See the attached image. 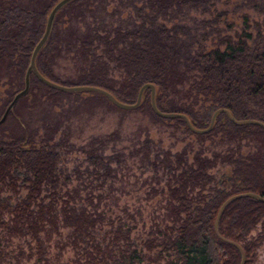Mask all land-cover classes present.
Listing matches in <instances>:
<instances>
[{"label": "trees", "instance_id": "1", "mask_svg": "<svg viewBox=\"0 0 264 264\" xmlns=\"http://www.w3.org/2000/svg\"><path fill=\"white\" fill-rule=\"evenodd\" d=\"M57 1L0 0V86L8 77L24 86L32 52L44 34L48 14ZM143 1L140 9L146 14L147 23L132 30L117 27L110 32L104 29L105 35L91 28L83 31L72 24L73 20L84 17L83 8L92 11L95 0H74L65 6L57 14L52 34L37 58L40 73L64 86L90 85L105 89L124 103H135L141 87L152 83L157 88L156 105L161 112L185 114L193 126L201 130L209 128L211 120L210 115L206 119L199 116L198 106L205 108L211 116L218 109H227L238 120L264 123V30L261 24L253 23L245 16V27L241 31L234 35L217 33L210 47L207 46L209 33L173 32L154 20V17L166 14L176 6L184 7L192 0ZM250 5L257 7L258 4L251 0ZM62 16L67 17L63 27L60 26ZM100 45L103 46L101 54L98 52ZM73 51L79 66L77 75L62 80L56 65L63 53ZM112 65L122 72L120 81L111 77ZM36 90L48 99L85 97L90 103L118 109L101 94L61 92L32 75L27 96ZM27 96L19 100L13 111ZM135 110L149 116L156 124H176L190 130L181 118L157 115L152 108L150 90L145 91L141 105ZM12 112L9 117L14 115ZM55 131L48 128L47 141L42 145L23 135L0 139V185L17 193L19 178L16 173L24 171L28 176L26 199L16 206L0 202V226L10 237L30 236L37 241L40 252H43L42 233L50 238L63 227L72 229L78 238L90 235L91 230L106 220L98 211L105 199L103 195L97 196V204L92 196L87 198L93 211L76 205L78 191L68 192L67 199L61 198V203L57 193L48 203L38 202L44 187L57 185L60 181L59 155L50 144ZM219 134L229 141L248 138L257 149L247 156L218 155L213 160L199 157L196 168L182 175L185 181L182 187L171 190L173 201L169 219L172 226L163 242L165 251L176 255L171 264H240L242 261L237 247L218 238L215 223L222 205L230 197L249 192L264 197V127L236 125L221 114L210 132L198 135L205 138ZM219 159L233 166L226 183L227 190H217L211 197L203 196L192 202L190 191L204 190L210 177L207 171L215 167ZM106 171L110 175V168ZM5 213L10 215L8 222L2 221ZM263 221L264 202L255 198L233 201L219 220L220 235L242 246L246 264H252L256 250L264 241V236H259L248 242V236ZM120 237L128 239L118 229L114 236L116 244ZM94 249L103 254L100 247ZM105 264L111 263L106 261Z\"/></svg>", "mask_w": 264, "mask_h": 264}, {"label": "rangeland", "instance_id": "2", "mask_svg": "<svg viewBox=\"0 0 264 264\" xmlns=\"http://www.w3.org/2000/svg\"><path fill=\"white\" fill-rule=\"evenodd\" d=\"M102 2V4H101ZM192 0L184 7L169 10L154 20L171 31L191 34L209 33L207 46H212L217 33L236 34L245 27V16L259 22L264 30V0ZM143 0H95L92 11L72 24L85 31L98 30L102 35L117 27L138 29L146 14L140 9ZM141 12V13H140ZM72 16V14H71ZM68 17V15H67ZM60 17L61 27L67 20ZM104 29L106 31H104ZM102 45L98 50L102 53ZM79 66L75 52L63 53L56 65L62 80L76 77ZM111 77L122 79V72L112 65ZM20 81L8 77L0 86V117L15 93L23 89ZM183 102H186L185 100ZM20 105V104H19ZM201 118L211 120V113L197 107ZM12 117L2 124L0 139L23 135L42 145L47 141L48 128L55 131L50 141L59 155L57 185L43 188L38 202L48 203L57 193L67 199V193L79 192L76 205L93 211L88 197L98 203L105 199L98 211L105 222L91 230L90 235L76 237L72 229L63 228L49 238L40 235L43 252L30 236L10 237L0 226V264H105L114 260L120 264H171L174 252H166L163 242L170 233V203L173 188H181L182 175L196 168L197 158L215 159L216 156H247L257 149L250 139L229 141L224 135L201 138L188 128L176 124H156L149 116L136 110L113 109L88 102L87 98L48 99L36 90L27 96ZM110 168V175L106 169ZM107 172V173H106ZM233 166L222 162L207 171L206 187L190 191L192 202L211 197L217 190H227V180ZM107 174V175H106ZM18 176V192L0 185V202L11 206L26 199L28 176ZM3 222L10 215L5 213ZM121 229L128 239L114 242L115 232ZM264 236V221L248 236V242ZM76 242V243H75ZM102 249L98 253L94 247ZM179 264H182L180 262ZM252 264H264V241L256 250Z\"/></svg>", "mask_w": 264, "mask_h": 264}, {"label": "water", "instance_id": "3", "mask_svg": "<svg viewBox=\"0 0 264 264\" xmlns=\"http://www.w3.org/2000/svg\"><path fill=\"white\" fill-rule=\"evenodd\" d=\"M74 0H59L56 2V4L52 7V9L50 10L49 14H48V18L46 21V28L44 31V34L42 35L40 41L37 43V45L35 46L32 55H31V59H30V64L28 66V69L26 71L25 74V78H24V87L21 91H19L14 98L12 99V101L9 103V105L7 106V108L5 109L3 115L0 118V125H2L7 118L9 117L10 113L14 110L15 106L17 105V103L19 102V100L25 96H27L30 92L31 89V77L32 75H34L39 81H41L43 84H45L46 86L53 88L55 90L61 91V92H66V93H84V92H88V93H97V94H101L103 96H105L114 106H116L119 109L122 110H135L137 109L144 98V93L146 90H150L151 91V104H152V108L153 110L156 112L157 115H159L160 117L163 118H181L183 119L187 126L190 128V130L196 134H205L210 132L213 127L215 126L216 120L218 118L219 115L221 114H225L228 119L236 124V125H250V124H254V125H259L264 127V123L260 122V121H256V120H238L236 119L232 113L227 110V109H218L216 110L213 115H212V119H211V123L209 128L201 130L198 128H195L193 126V124L191 123L190 119L188 118V116H186L185 114H179V113H169V112H161L157 105H156V95H157V88L156 85L152 84V83H147L144 84L138 94V98L137 101L135 103H124L120 100H118L112 93H110L109 91L99 88V87H95V86H90V85H84V86H64V85H60L57 84L55 82H52L51 80L47 79L46 77H44L40 71L38 70L37 67V58L40 54V52L42 51V49L45 47L46 43L48 42L54 25H55V21H56V17L57 14L68 4H70L71 2H73ZM241 198H255L259 201L264 202V197L253 193V192H249V193H243V194H238L235 195L233 197H230L221 207L216 223H215V232L216 235L218 236V238L221 241H224L228 244H231L235 247H237L242 255V261L240 264H246V255L245 252L242 248L241 245L231 242L227 239H225L224 237H222L219 233V228H218V224H219V220L224 212V210L226 209V207L232 203L235 200L241 199Z\"/></svg>", "mask_w": 264, "mask_h": 264}]
</instances>
